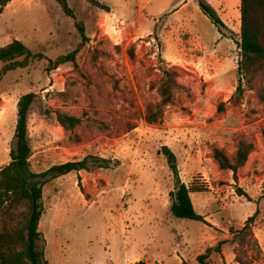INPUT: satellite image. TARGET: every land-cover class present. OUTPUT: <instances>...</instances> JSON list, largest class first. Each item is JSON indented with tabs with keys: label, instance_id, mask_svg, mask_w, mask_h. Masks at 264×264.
I'll list each match as a JSON object with an SVG mask.
<instances>
[{
	"label": "rangeland",
	"instance_id": "rangeland-1",
	"mask_svg": "<svg viewBox=\"0 0 264 264\" xmlns=\"http://www.w3.org/2000/svg\"><path fill=\"white\" fill-rule=\"evenodd\" d=\"M98 1L109 12L67 0L72 18L56 0H14L0 15V48L19 40L35 55L0 82V168L11 162L18 102L29 93L37 94L28 123L32 171L87 157L110 161L100 168L90 160L88 171L45 186L39 250L49 264H199L219 245V230L171 214L176 182L162 154L171 146L189 187L203 185L204 175L211 180L207 193L191 195L196 212L219 228L236 223L229 251L264 264L255 236L239 235L251 207L236 203L239 188L214 159L215 149L234 162L241 143L264 147V72L250 84L238 74L240 0H205L227 26L225 37L199 0ZM72 53L74 63L54 67ZM167 70L175 73L173 99L150 123ZM58 114L81 124L66 131ZM222 259L215 252L208 263Z\"/></svg>",
	"mask_w": 264,
	"mask_h": 264
},
{
	"label": "trees",
	"instance_id": "trees-1",
	"mask_svg": "<svg viewBox=\"0 0 264 264\" xmlns=\"http://www.w3.org/2000/svg\"><path fill=\"white\" fill-rule=\"evenodd\" d=\"M14 0H0V15ZM63 8L65 14L75 18L73 10L67 0H56ZM94 7L109 12V8L98 0H87ZM202 12L211 20L222 37H225L223 29L227 26L218 15L217 11L205 0H199ZM241 35L237 43L241 50V60L238 66L240 77L248 79V84L259 73L264 72V0H240ZM77 29L84 40L85 28L77 23ZM76 53L57 59L54 67L58 68L69 62H75ZM35 58L30 49L21 41L14 40L6 47L0 48V63L4 68L0 73V82L8 73L17 69H25L29 62ZM22 59V60H21ZM166 82L160 88L162 102L157 105V116L152 115L149 109L148 121L157 123L164 116L163 108L173 99L172 80L175 73L165 71ZM244 94L243 83L239 80L236 98ZM37 94L29 93L22 96L18 102V120L15 132V144L11 150V162L0 168V264H49L45 253L39 250L38 243L42 238L39 230L40 222L44 214L43 196L45 186L60 177L74 172L88 171L90 160L100 162V168H109L110 161L106 159L87 157L80 161H71L65 164L55 165L42 173H35L31 169L30 158L32 149L29 139V116ZM58 122L66 131H71L81 124V120L64 114H58ZM255 151V145L241 143L232 162L224 151L215 149L214 159L221 170L233 172L235 180L237 174L243 168L249 156ZM162 154L166 157L169 168L173 173L176 186L170 194L172 205L171 214L182 220L201 222L209 227L211 224L205 217L199 215L194 207L191 194L207 193L206 185L192 184L190 187L182 183L178 169L176 154L168 147L162 148ZM104 164V165H102ZM239 196L247 195L240 189ZM255 216L250 217L242 230L239 231L241 240L252 235ZM256 240V239H255ZM257 242V241H256ZM224 242L217 247L207 249L206 253L197 258L199 264H209L208 260L215 252H220ZM258 244V242H257ZM240 251H236V260L239 264H253L248 259H242ZM136 264H146L140 261Z\"/></svg>",
	"mask_w": 264,
	"mask_h": 264
},
{
	"label": "crops",
	"instance_id": "crops-1",
	"mask_svg": "<svg viewBox=\"0 0 264 264\" xmlns=\"http://www.w3.org/2000/svg\"><path fill=\"white\" fill-rule=\"evenodd\" d=\"M193 1V0H192ZM102 4V3H101ZM109 9L110 7L107 6ZM222 37V36H221ZM14 41V40H13ZM169 148L172 147L170 146ZM264 147L256 149L250 156L246 163V165L241 168L237 174L238 179L235 180L233 172H228L227 176L231 177L229 182L234 183L237 187L242 190L246 196H239L237 193L235 194L236 203H248L250 208V212L243 219V223L241 226L244 227L246 221L255 216V222L253 225V233L255 238L257 239L261 250L264 252ZM181 179V178H180ZM203 184L207 187H212L211 180L209 177L204 175ZM182 183L189 187V183H185L183 179H181ZM191 184V181H190ZM200 194V193H199ZM202 194V193H201ZM192 195V194H191ZM234 204L231 205L233 208ZM228 209V208H227ZM258 218H257V217ZM206 221H208L212 227L211 230H219L218 236V244L220 242H224L225 244L221 247V252L223 256V261L226 264H239L236 260V254L233 251H229L228 244L230 235L228 234V229L232 228L236 223L232 222L225 228H219L209 216H204ZM257 218V219H256ZM207 226V225H206ZM213 248V247H211ZM234 249V247H232Z\"/></svg>",
	"mask_w": 264,
	"mask_h": 264
}]
</instances>
